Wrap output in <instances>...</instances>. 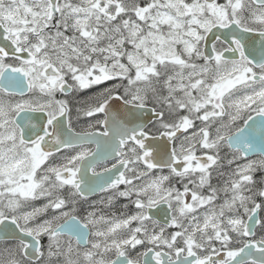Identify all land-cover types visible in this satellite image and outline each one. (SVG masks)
I'll list each match as a JSON object with an SVG mask.
<instances>
[{"label": "snow or ice", "instance_id": "obj_1", "mask_svg": "<svg viewBox=\"0 0 264 264\" xmlns=\"http://www.w3.org/2000/svg\"><path fill=\"white\" fill-rule=\"evenodd\" d=\"M0 264H264V0H0Z\"/></svg>", "mask_w": 264, "mask_h": 264}]
</instances>
